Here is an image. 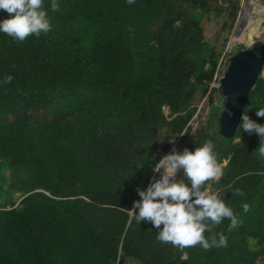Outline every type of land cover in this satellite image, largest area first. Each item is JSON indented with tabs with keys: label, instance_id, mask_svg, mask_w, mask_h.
I'll list each match as a JSON object with an SVG mask.
<instances>
[{
	"label": "trees",
	"instance_id": "1",
	"mask_svg": "<svg viewBox=\"0 0 264 264\" xmlns=\"http://www.w3.org/2000/svg\"><path fill=\"white\" fill-rule=\"evenodd\" d=\"M55 2L43 0L47 33H0V264H264V138L241 119L230 139L213 124L222 95L201 24L209 0ZM198 91L208 124L182 153L212 141L226 165L210 187L237 218L205 231L225 239L208 250L162 243L163 224L133 215L138 191L160 180L156 164L183 147ZM248 99L242 114L264 124L262 78Z\"/></svg>",
	"mask_w": 264,
	"mask_h": 264
},
{
	"label": "clouds",
	"instance_id": "2",
	"mask_svg": "<svg viewBox=\"0 0 264 264\" xmlns=\"http://www.w3.org/2000/svg\"><path fill=\"white\" fill-rule=\"evenodd\" d=\"M134 2L135 0H127L129 4ZM51 8L53 11L58 9L55 0H52ZM0 10L9 14L8 18L0 20V33L16 41L23 42L30 35L39 36L42 32L47 33L50 30L51 25L43 8V0H0ZM217 74L218 66L214 79ZM11 80L12 77L8 76L3 83H10ZM256 116L264 118V108L257 110ZM241 121L239 127L243 132L254 131L264 138V124H258L244 114ZM258 150L264 158V139L261 140ZM178 168L183 169L188 184L170 180ZM160 169L164 170L161 179L151 183L146 190L138 191L141 199L133 204V209H138V212L133 214L136 220L149 221L156 228L163 224L162 230L156 235V239L162 243L181 247L199 244L205 250L213 245L223 246V236L220 237L219 243L215 239L210 243L204 236L206 230L211 232L212 227L220 224L225 218L231 221V226L237 224L233 210L224 200L216 194H210L206 187L203 191L200 190L206 181L223 175L211 145L205 142L192 151L185 149L182 154L173 152L160 160L154 171ZM243 210L247 212L248 206L244 205Z\"/></svg>",
	"mask_w": 264,
	"mask_h": 264
},
{
	"label": "rangeland",
	"instance_id": "3",
	"mask_svg": "<svg viewBox=\"0 0 264 264\" xmlns=\"http://www.w3.org/2000/svg\"><path fill=\"white\" fill-rule=\"evenodd\" d=\"M209 2L212 9L211 13L203 18L201 24L204 30V41L219 53L217 74V80H219L225 70L229 57L238 50H250L253 54L264 57V0H209ZM218 9L220 12H218ZM231 12L235 13L234 17L231 16ZM261 78L264 80V69L261 72ZM210 87L215 88L214 84H211ZM200 94L199 91L196 93L193 102L196 112L189 122V133L183 147L176 149V142H174L166 156L173 152L182 154L183 149L194 142L197 132L204 129L208 124L210 109L208 97L207 95L201 97ZM219 103L216 106L217 110L215 112L217 116L221 112L220 105L222 104V99ZM167 113V110L163 109V114L167 115ZM213 124L218 126V123L214 122ZM206 142L211 147L213 146L211 140L206 139ZM219 165L223 169L226 161L221 162ZM163 173V169L155 172L154 179H161ZM2 174H5V171ZM218 179L213 178L206 181L205 185H203L210 194H216L215 189L210 187V185ZM170 180L183 181L188 184V181L184 177L183 169L179 168ZM18 197L15 196V203L19 199Z\"/></svg>",
	"mask_w": 264,
	"mask_h": 264
},
{
	"label": "water",
	"instance_id": "4",
	"mask_svg": "<svg viewBox=\"0 0 264 264\" xmlns=\"http://www.w3.org/2000/svg\"><path fill=\"white\" fill-rule=\"evenodd\" d=\"M264 69V57L241 49L232 54L218 83L222 94L218 132L223 138H233L245 106L248 94ZM231 113V115H229Z\"/></svg>",
	"mask_w": 264,
	"mask_h": 264
}]
</instances>
